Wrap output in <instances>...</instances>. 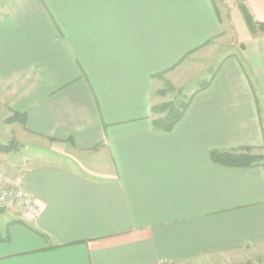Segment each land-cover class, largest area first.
<instances>
[{
  "label": "crops",
  "instance_id": "1",
  "mask_svg": "<svg viewBox=\"0 0 264 264\" xmlns=\"http://www.w3.org/2000/svg\"><path fill=\"white\" fill-rule=\"evenodd\" d=\"M245 4L264 22V0ZM228 9L225 23L216 0H0V129L21 144L2 153L19 166L0 156V167L41 208L0 210V264H244L257 254L264 163L210 158L264 155V34L250 33L237 0ZM228 30L234 52L171 130L155 128L157 75ZM7 110L26 121L7 124Z\"/></svg>",
  "mask_w": 264,
  "mask_h": 264
},
{
  "label": "rangeland",
  "instance_id": "2",
  "mask_svg": "<svg viewBox=\"0 0 264 264\" xmlns=\"http://www.w3.org/2000/svg\"><path fill=\"white\" fill-rule=\"evenodd\" d=\"M216 2L222 10L221 14L225 20V23H227V19L229 17V3H231L232 0H216ZM225 10L227 11V16ZM236 44L237 42L235 41L234 36L228 30V32L216 37L214 40L206 43L194 52L188 53L187 57L183 59V61H181L177 66H175V68L171 70L170 73H166L165 75L158 77L159 82L156 94L163 102L171 101L175 98L186 99L190 97L198 88L199 82L212 77V70L216 69L221 58L230 54L231 52H234V47ZM210 69L211 71H209ZM166 83H168L169 86H166ZM160 91H162V94L158 93ZM7 112L8 116H10L13 111L11 112L7 110ZM2 125L3 122L0 123V127H2ZM3 134V129H0V142H3L5 138ZM0 154L4 160V163L12 170L19 166L20 157L16 153H11L8 155L2 153ZM256 262L258 264H264V245L261 249L257 250V254H255L251 260H248L244 264H254Z\"/></svg>",
  "mask_w": 264,
  "mask_h": 264
},
{
  "label": "trees",
  "instance_id": "3",
  "mask_svg": "<svg viewBox=\"0 0 264 264\" xmlns=\"http://www.w3.org/2000/svg\"><path fill=\"white\" fill-rule=\"evenodd\" d=\"M237 8L240 11L243 20L251 34H264V22L256 21L253 18L246 7L245 0H237ZM208 42L210 41H207L206 43ZM209 71H211V69ZM212 71L214 73V70ZM160 76L161 74L157 75V77ZM209 83L210 79H204L203 81L199 82L198 88L193 92V94L201 89L206 88ZM166 86H169V84L166 83ZM158 93L162 94V91ZM190 97L186 99L175 98L171 101L154 105L153 112L160 115L158 118L153 120L154 127L163 131L171 130L175 123L183 116V113L188 106ZM25 121V113L18 111H13L12 114L5 119L7 124L13 122L24 123ZM20 147L21 144H19V142L14 139H11L7 142H0V153L17 151ZM210 158L213 162L227 167L246 168L262 166L264 163V155L254 153L250 148L247 147L234 150H212L210 153Z\"/></svg>",
  "mask_w": 264,
  "mask_h": 264
},
{
  "label": "built area",
  "instance_id": "4",
  "mask_svg": "<svg viewBox=\"0 0 264 264\" xmlns=\"http://www.w3.org/2000/svg\"><path fill=\"white\" fill-rule=\"evenodd\" d=\"M0 209L12 212H25L38 217L41 208L34 201L23 184L21 175H11L0 167ZM254 264H258L257 262Z\"/></svg>",
  "mask_w": 264,
  "mask_h": 264
}]
</instances>
